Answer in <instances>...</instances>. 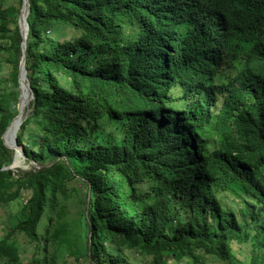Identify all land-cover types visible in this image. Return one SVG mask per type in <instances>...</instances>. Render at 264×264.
Returning <instances> with one entry per match:
<instances>
[{
  "label": "trees",
  "instance_id": "16d2710c",
  "mask_svg": "<svg viewBox=\"0 0 264 264\" xmlns=\"http://www.w3.org/2000/svg\"><path fill=\"white\" fill-rule=\"evenodd\" d=\"M28 2L17 140L43 167L5 170L22 0H0V264L18 237L30 264H264V0Z\"/></svg>",
  "mask_w": 264,
  "mask_h": 264
},
{
  "label": "water",
  "instance_id": "95a60500",
  "mask_svg": "<svg viewBox=\"0 0 264 264\" xmlns=\"http://www.w3.org/2000/svg\"><path fill=\"white\" fill-rule=\"evenodd\" d=\"M28 3V13L24 15V9L25 4ZM30 14V4L28 0H22V7L20 10V16H19V28H20V34L22 37V59L20 61L19 70H18V83H19V101H18V114L14 117L13 121L10 123V125L7 127L5 133L2 136L3 144L6 148L13 150L14 160L10 166L5 168V170H11L15 165L16 157H20L21 159L27 160V156L25 155L24 148L22 145L18 144L17 140V134L20 130V127L24 120L26 119V115L24 114V117L22 118V121L18 124L17 129L15 130L14 136L11 137L10 143L7 141V134L10 131L11 127L13 126L14 122L23 115L26 106L28 105L29 101H31L33 97L32 89L30 88V85L28 83V77H27V68H26V47H27V38H28V32H29V24H28V16ZM31 164L34 167L42 168L43 166L37 165L34 162H31ZM48 166V165H46ZM89 207H90V196L87 197V211L86 216H88L89 213Z\"/></svg>",
  "mask_w": 264,
  "mask_h": 264
},
{
  "label": "rangeland",
  "instance_id": "374dc122",
  "mask_svg": "<svg viewBox=\"0 0 264 264\" xmlns=\"http://www.w3.org/2000/svg\"><path fill=\"white\" fill-rule=\"evenodd\" d=\"M11 71L10 66L6 64V66L3 65L2 75L4 77H8L9 72ZM29 104V103H28ZM29 110H27V106L25 109V115L26 117L29 114ZM32 164L28 162L25 159H18L17 163L14 165V167L11 169L16 174H23L25 172H29L32 168ZM30 196L29 192H24L21 196L20 202H25ZM229 203L232 205H237V203L233 200L231 195H228ZM19 209V203L15 202L10 205V207H1L0 206V237L2 235H6V228L10 226V222L12 221L11 216L12 214L16 213ZM80 210V209H79ZM79 210H74L72 214H70L69 218L71 219V230L73 232H77L79 227V218L77 213ZM18 241L20 243L21 247V254H20V263L21 264H30L34 254L35 250L32 246H27L24 240L21 237H18ZM235 254L237 257L241 258L242 260H247V257H249L250 252L247 247H243L240 245H235ZM134 259V258H133ZM134 261L137 264H142L143 260L141 258L134 259ZM207 264H223L221 262L215 261L213 259H210Z\"/></svg>",
  "mask_w": 264,
  "mask_h": 264
},
{
  "label": "bare ground",
  "instance_id": "6f19581e",
  "mask_svg": "<svg viewBox=\"0 0 264 264\" xmlns=\"http://www.w3.org/2000/svg\"><path fill=\"white\" fill-rule=\"evenodd\" d=\"M25 9H26V11H25ZM25 9H24V15H26L28 13V3L27 2L25 4ZM24 114H25V111H24L23 115H21V117H19L14 122L13 126L11 127L10 131L8 132L7 137H6L8 143L11 142L10 139H11V137L14 136L15 130L17 129L18 124L22 121V118L24 117ZM18 159H21V158L20 157H16L15 164L17 163Z\"/></svg>",
  "mask_w": 264,
  "mask_h": 264
}]
</instances>
